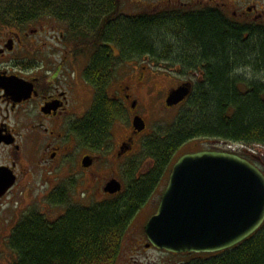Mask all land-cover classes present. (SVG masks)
<instances>
[{"label":"trees","instance_id":"obj_1","mask_svg":"<svg viewBox=\"0 0 264 264\" xmlns=\"http://www.w3.org/2000/svg\"><path fill=\"white\" fill-rule=\"evenodd\" d=\"M102 3L0 0V24L26 25L46 16L85 23L96 9L108 7L113 9L107 13L113 21H106L102 31H89L93 39L113 38L119 41L121 54L130 58L145 56L161 67L179 65L184 74L200 69L203 76L191 81V92L178 105L180 110L169 127L143 138L141 152L149 161L146 170L145 162L138 169L140 161L132 158L123 164L125 187L116 196L89 207L68 205L54 220L35 212L23 217L8 237L13 264H117L128 226L159 188L184 144L214 139L264 148V25L238 23L216 10L178 16L135 12L122 18L120 0ZM109 63L99 50L88 70L92 73L85 77L93 88V102L82 118L80 141L92 152L109 145L114 122L125 115L119 104L106 99L104 82L111 79L100 77L115 66L114 61ZM241 70L247 71L244 77L238 74ZM249 72L258 79H249ZM53 197L54 206L69 200L68 196ZM179 264H264V223L227 251L207 258L184 257Z\"/></svg>","mask_w":264,"mask_h":264},{"label":"flooded vegetation","instance_id":"obj_2","mask_svg":"<svg viewBox=\"0 0 264 264\" xmlns=\"http://www.w3.org/2000/svg\"><path fill=\"white\" fill-rule=\"evenodd\" d=\"M159 2L152 11L157 16L216 10L238 23L264 25V0ZM105 3L109 5L110 0H103L102 5ZM112 10L108 7L96 9L87 16L88 22L85 23H75L74 20L73 23L64 16L60 19L46 16L26 25L0 24V184L13 181L0 196V222H13L11 226L7 225L9 228L33 212L45 217L39 207L47 206L53 196V199L60 196L67 198V189L54 181L75 151L88 152L84 157H90L92 164L84 169L89 171L102 155L122 161L133 153L135 146L142 149L143 139L138 141V138L143 134L148 136L149 132H146L144 117L138 112L139 98L135 92L144 89L148 76L171 78L174 72H179L180 77L188 80L203 76L200 69L184 74L179 65L168 69L156 66V72H149L150 67L142 64L148 60L147 57L130 58L121 54L118 48L120 43L113 38L93 39V33L88 32L102 31L106 21L112 23V16L107 15ZM118 14L122 18L130 15L122 8L118 9ZM99 50L110 61L109 65L115 62V66H109V70L100 77L103 80L111 79L108 84L104 82L106 99L119 104L125 113L122 119L114 122L113 128L121 126L126 130L119 142L111 140L99 152H92L81 144L80 125L93 102V88L85 77L87 73H92L88 70ZM136 115L145 122V129L141 132H136L132 127V119ZM244 157L264 175L263 151L254 157ZM101 190L103 194V188ZM24 196L36 197L39 206L34 208L32 201L31 205L20 207ZM143 227L138 228L137 233L146 240ZM147 244L145 241L146 251L151 249L145 248Z\"/></svg>","mask_w":264,"mask_h":264},{"label":"water","instance_id":"obj_3","mask_svg":"<svg viewBox=\"0 0 264 264\" xmlns=\"http://www.w3.org/2000/svg\"><path fill=\"white\" fill-rule=\"evenodd\" d=\"M184 83L169 91L165 105L173 107L189 94ZM136 132L145 128L136 115ZM92 159L84 157L83 167ZM0 184V196L12 185ZM121 184L110 180L104 192L115 194ZM264 221V176L239 155L197 151L180 156L173 164L156 212L144 233L157 250L177 254L214 253L227 250L254 233ZM148 245V246H149ZM147 246V247H148Z\"/></svg>","mask_w":264,"mask_h":264},{"label":"rangeland","instance_id":"obj_4","mask_svg":"<svg viewBox=\"0 0 264 264\" xmlns=\"http://www.w3.org/2000/svg\"><path fill=\"white\" fill-rule=\"evenodd\" d=\"M159 4V0H120V8L125 9L129 14L135 12L152 13L154 8H156ZM147 61L148 60H146L142 64L150 67L149 72H156L154 71L156 70V66L150 61ZM165 66L166 67L164 68L168 69L176 65ZM129 69H132V65L129 67ZM174 73L175 74L172 75L171 78L157 75L148 76L144 84V89L135 92V96L139 98L138 112L141 113L146 121L148 129V131L146 132H149V135H151L152 133H156V131H160L161 133H163L165 129H167L173 122L174 118L180 110V106L167 108L164 105V99L167 96V92L182 83H185L187 81L195 82L196 80V78L193 80L184 79L180 77L179 72ZM238 74L244 77V74H247V71L244 72L243 70H241L238 71ZM248 74L250 76L248 77L249 79H258L255 74L250 72ZM126 124L128 125V122ZM125 130L126 128L124 127L115 126V128H113L114 136L112 141L114 143L119 142L120 138L123 136V133H125ZM145 135L146 134H143V136H139L138 141H141L145 137ZM221 143L222 142L214 139L192 140L191 142L184 144L177 151V154L175 155L173 161L176 159V157H179L184 153L198 150L222 149V151H225L224 147L226 146H223L224 144L222 145ZM248 147L256 152L264 151L259 146ZM234 148L236 150H239L240 153L241 151L248 149H241V146H234ZM79 151L80 150L75 151L70 156L67 166L64 168V170L57 174L58 178L54 181V183H58L60 185L62 184V188L67 189V196L69 197L68 203L66 201L65 203L67 204H58L59 206H54L50 203V201H48L47 206L44 207L45 209L39 207L43 211V213H45V217L48 220H54L61 216L68 208V205L69 207L70 205L89 207L93 205L94 202L111 198L103 195L106 193L103 192L102 194L101 188H103L111 178H117L121 182L122 187H125V180L123 181V176L121 174L122 168L124 167L123 164L126 161L134 158L140 161L138 169L144 165V162L145 168L143 167V169L146 170L148 168L149 161H146V156L143 155L138 146H135L133 149V153L122 161H114V159H112L110 155H100L101 157H99L95 161L94 166L92 167V169H90L93 173L91 174V172H89L90 170L85 171V167H82L81 163L82 158L84 157V155H87L88 152L84 150H82L81 152ZM170 167L171 166H169L166 170L165 176L159 188L155 191V193L151 196L147 203L136 213L133 221L128 226L125 239L122 241L121 253L117 260V264H135V262L137 264H172L174 262L177 263L183 260V258H180L176 255L172 256L164 252L156 251L153 248L146 251L144 249V242L146 240L142 238V235L137 233L138 228L142 227L144 222L148 220L156 211L162 189L167 183ZM140 172L142 173L143 170H140ZM32 201H34V208L39 206L38 204H36V202H38V199L36 197L33 199L31 196H24L22 205H20V207L31 205ZM8 214L11 213L8 211ZM6 219L10 220V218ZM12 224L14 223L11 222L10 224H4V220L0 222V264H13L15 260V256L8 246L9 233L13 228H9V226H11ZM141 232L143 234L142 228ZM147 246H145L146 249H149L151 247V245H149L148 247Z\"/></svg>","mask_w":264,"mask_h":264},{"label":"bare ground","instance_id":"obj_5","mask_svg":"<svg viewBox=\"0 0 264 264\" xmlns=\"http://www.w3.org/2000/svg\"><path fill=\"white\" fill-rule=\"evenodd\" d=\"M188 96H189V95H188ZM188 96H187V97H188ZM187 97H186V98H187ZM186 98H185V99H186ZM185 99H184V100H185ZM184 100H183V101H184ZM183 101H182V102H183Z\"/></svg>","mask_w":264,"mask_h":264}]
</instances>
